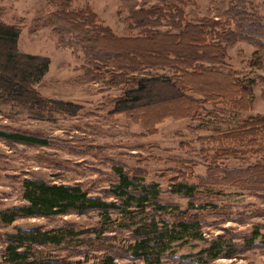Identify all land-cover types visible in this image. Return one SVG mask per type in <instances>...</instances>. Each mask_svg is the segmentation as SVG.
<instances>
[{"label":"rangeland","instance_id":"obj_1","mask_svg":"<svg viewBox=\"0 0 264 264\" xmlns=\"http://www.w3.org/2000/svg\"><path fill=\"white\" fill-rule=\"evenodd\" d=\"M57 1L0 0V19L21 26L20 51L49 59V70L37 83V91L47 99L82 105L76 117L55 114L50 119H36L27 110L12 105L1 107V130L41 136L49 139L50 145L41 147L0 139V210L26 204L22 199L24 179L51 185H79L92 197L112 201L107 193L118 181L114 168L119 167L126 172L145 174L146 183H158L160 201L176 205L180 210H187L190 201L173 193L174 184L184 182L199 187L201 201L196 204H210L199 213L204 237L211 241L222 236L238 247L235 255L215 260L213 264H264V238L249 244L254 231L264 235V173H209L215 165L246 169L264 162V133L256 137L251 149L242 150L232 143L228 147L229 143L219 142L222 136L216 132V129L227 130L250 117L264 116L263 46L257 51L260 48L257 40L240 39L228 50L227 69L235 72L241 81L254 82L253 101H250L248 112L222 109L213 115L215 118L205 115L194 120L166 118L157 123L156 117L160 114L179 112L176 107L179 108L180 100L166 93L160 97L166 100L154 96L149 102L138 104L131 113L113 114L124 85L111 84L107 72L96 74L79 49L70 42H61L52 28L43 26V21L57 11ZM143 1L138 0L139 4ZM247 2V10L264 20V0ZM154 3L153 0L148 2ZM132 4L133 0H71L70 8L76 11L89 8L96 14L97 23L124 36L128 34L125 19ZM210 7V0H189L186 10L202 18ZM105 43L120 51L137 49L148 55L152 51L163 53L165 46H172L165 41L147 47L136 45V48ZM3 47L4 50L8 48L7 45ZM1 53L3 56L4 52ZM206 138L208 142L204 141ZM224 147L231 152L229 156ZM111 216L113 220L118 219L114 213ZM102 222L99 213L94 211L85 215L19 218L11 226L0 224V264H8L3 258L5 236L17 229L72 227L81 232L97 229ZM108 236L116 238L111 241L113 253L126 257L122 248L130 232L108 233ZM207 246L205 241L181 244L164 260L167 264H201L196 261ZM34 251L55 262L82 261L84 264H100L103 254L98 247L73 245H47L35 247ZM118 262L133 263L126 258Z\"/></svg>","mask_w":264,"mask_h":264},{"label":"trees","instance_id":"obj_2","mask_svg":"<svg viewBox=\"0 0 264 264\" xmlns=\"http://www.w3.org/2000/svg\"><path fill=\"white\" fill-rule=\"evenodd\" d=\"M149 1L139 4L138 0H133L125 19L128 34L124 36L97 23L96 14L89 8L71 9V0H58L57 11L43 21V26L52 28L61 42H70L79 49L96 74L107 72L111 84L124 85L113 114L131 113L138 104L149 102L154 96L164 99L160 97L166 93H172L180 100L179 108L176 107L179 112L162 113L156 117L157 123L166 118L194 120L202 115L215 118L213 115L222 109L250 111L254 82L241 81L235 72L227 69L228 50L238 40H257L260 47L257 51L261 46L264 48V20L247 10V0H210L211 7L202 18L194 17V12L186 10L189 0H153L154 4H148ZM21 31L20 25H10L0 19V110L2 106L12 105L27 110L36 119H50L55 114L76 117L82 105L47 99L37 91V83L49 70V59L21 52L18 45ZM105 41L132 48L165 41L172 44V48L163 45L165 52L152 51L148 55L137 49L120 51L105 45ZM3 45L8 48L4 50ZM216 132L222 136L219 142L229 143L228 147L232 143L242 150L251 149L256 137L264 133V116H253L227 130L216 129ZM0 139L41 147L50 145V140L41 136L1 129ZM226 149V156H229L231 152ZM209 171L210 174L219 171L223 175L228 172L239 175L264 173V162L246 169L215 165ZM114 172L118 181L107 193L112 201L92 197L79 185H51L24 179L22 199L26 204L0 210V224L11 226L19 218L85 215L94 211L103 222L97 229L81 232L72 227L17 229L5 236L4 262L84 264L82 261L55 262L34 251L35 247L47 245L98 247L103 252L100 264H120L119 259L124 258L132 264H167L164 260L167 254L173 253L177 246L193 241L208 242L200 252L203 256L196 261L201 264H213V261L229 258L238 251L237 246L222 236L211 241L204 237L199 213L210 204H196L201 201L198 186L184 182L174 184L173 193L190 201L187 210H180L176 205L160 201V185L146 183L145 174L126 172L119 167H115ZM212 207L216 208V205ZM112 213L118 219L113 220ZM120 231L130 232L122 248L126 257L113 253L111 241L116 238L108 236V233ZM263 238L264 235L256 230L249 244Z\"/></svg>","mask_w":264,"mask_h":264},{"label":"crops","instance_id":"obj_3","mask_svg":"<svg viewBox=\"0 0 264 264\" xmlns=\"http://www.w3.org/2000/svg\"><path fill=\"white\" fill-rule=\"evenodd\" d=\"M10 25H13V24H10Z\"/></svg>","mask_w":264,"mask_h":264}]
</instances>
